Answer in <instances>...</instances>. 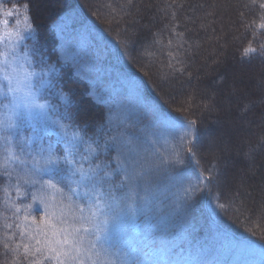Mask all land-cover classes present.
<instances>
[{
    "label": "trees",
    "instance_id": "trees-1",
    "mask_svg": "<svg viewBox=\"0 0 264 264\" xmlns=\"http://www.w3.org/2000/svg\"><path fill=\"white\" fill-rule=\"evenodd\" d=\"M217 1L220 0L211 5V0H157L155 4L146 0H100L99 6L91 7L85 0H71L56 6L41 28L32 14V0H3L6 11L18 6L15 20L20 21L19 28L26 27L25 39L16 45L17 51L22 50L21 55L28 54L24 63L31 64L37 73L42 69L46 73L39 102L48 105V115L19 129L13 137L17 151V142L23 138L33 148L36 143H50L60 155L65 135L71 137L75 133L82 138V142L78 140L81 153L87 155L92 142L93 147L99 145L98 155L90 158L95 164L116 156L113 147L105 151L106 143L131 138L141 157L152 164L149 191L139 192L140 197L148 195L152 199L150 210L138 212L134 217L123 214L116 218L110 213L109 223L99 233V239L96 234H85L86 242L91 240L95 244L93 252L100 253L101 264L262 262L264 225L253 223L255 216L246 206L244 209L237 206V213L234 212L229 196L217 185L218 161L201 154V126L205 122L201 99L196 97L188 104L176 102L175 96H164L157 84L159 75L177 84L187 80L188 89L197 86L204 79L197 80V66L210 59L215 63L209 71L218 72L219 56L227 53L228 41L219 17L209 16ZM232 1L238 7L232 30L237 40L228 45L232 57L235 60L237 56L242 64L258 61L264 67V28L260 26L264 24V0ZM145 3L150 4L144 11L146 17L160 14L154 26L138 32L143 37L138 46L144 53L142 64L129 56L123 41H130V20L143 12ZM26 16L30 17L27 22ZM26 24L31 25V30ZM150 41L157 44H149ZM195 44L199 46L194 48ZM1 46L3 52L12 49L7 42ZM189 122H194L191 134L185 135ZM4 149L0 141V264H30L33 259L42 258L25 257L22 247L19 251L14 249L21 241L22 230L35 232L44 227L41 221L44 206L32 199L39 185L28 187L21 182L18 196L15 172L10 179L2 175L8 167L3 159ZM10 165L9 169L17 167ZM88 166V161L83 162L85 169ZM49 175L44 174V179ZM115 179L122 177L118 175ZM79 191L82 196L84 189ZM64 194H68L67 189ZM46 196L59 200L61 193L48 189ZM73 199L85 204L80 197ZM140 203L138 199V206ZM16 206L21 209L19 213ZM84 214H89L87 209ZM104 218L101 216L99 220ZM6 224L12 227L6 228ZM42 264L51 262L43 260Z\"/></svg>",
    "mask_w": 264,
    "mask_h": 264
},
{
    "label": "snow or ice",
    "instance_id": "snow-or-ice-1",
    "mask_svg": "<svg viewBox=\"0 0 264 264\" xmlns=\"http://www.w3.org/2000/svg\"><path fill=\"white\" fill-rule=\"evenodd\" d=\"M17 8L18 6L14 5L6 11L3 0H0V44H3L6 38L12 40L14 37L15 44L25 39L18 30L20 21L15 20L18 14ZM29 19L30 17L26 16L25 22ZM26 26L31 30V25L26 24ZM260 26L264 28V24ZM21 51H17L15 45L10 52L0 51V81H2L0 109L4 110L6 117L0 120V141L5 147L4 161L17 165L16 168L11 169L5 167L2 175L10 179L15 172L17 177L15 188L18 196L21 193V182L28 187L39 185L37 192L32 193V199L39 200V203L44 206L45 214L41 217L44 227H38L35 232L28 229L22 230L21 241L16 243L14 250L19 251L22 247L25 257L42 258L33 259L30 264H42L43 260L50 261L51 264H101L100 253L93 252L95 244L91 240L86 242L85 234H96V239H99V233L105 230L109 223L107 217L110 213L115 214L116 218L123 214L134 217L138 212L150 210L152 199L148 195L140 197L139 192L141 189L145 193L149 191L152 164L147 158L141 157L139 149L133 144L131 138H123L111 145L106 143L105 151L113 147L117 153L116 156L111 161H100L95 164L91 163L90 158L98 155L99 145L93 147L92 144L95 142L90 143L87 148L88 154L85 155L81 153L78 143V140L82 142V138L77 137L75 133L71 137L65 135V145L60 155L50 143L47 145L42 142L36 143L33 148L23 138L17 142V151L13 146V137L17 135L19 129L37 117L48 115L45 111L48 105L38 102L41 98L39 97L40 88L46 83L42 77L46 73L43 69L41 73L29 71L21 63V60H28V54L21 55ZM248 51L254 52L255 49H246V52ZM34 78L37 81L35 84ZM21 93H23L22 96ZM53 123L61 128L65 127L58 121ZM193 124L194 122H189L185 135L191 134ZM113 140L116 141V138L114 137ZM187 151L192 153L191 148ZM29 155L31 159H28ZM85 161L89 162L87 169L83 167ZM164 162L161 161V163ZM176 163L180 161L177 160ZM46 173H51L48 179H44ZM118 175L122 179L116 180L115 177ZM73 184L77 187H72ZM80 188L84 189L82 196ZM48 189H55L61 193L60 199L48 198L46 196ZM65 189L68 190L67 195L64 194ZM74 196L80 197L85 204L74 200ZM138 199L141 201L139 206ZM13 205L15 206L14 202ZM86 209L88 215L84 214ZM20 210V207L16 206V213ZM101 216L105 218L99 220ZM25 219L28 217L26 216ZM33 222L35 223V217ZM5 227L11 228L12 225L6 224ZM4 246L8 247L7 244ZM103 264H111V262H103ZM136 264L141 262L137 261Z\"/></svg>",
    "mask_w": 264,
    "mask_h": 264
},
{
    "label": "rangeland",
    "instance_id": "rangeland-1",
    "mask_svg": "<svg viewBox=\"0 0 264 264\" xmlns=\"http://www.w3.org/2000/svg\"><path fill=\"white\" fill-rule=\"evenodd\" d=\"M68 1L71 0H32V14L35 21L41 28L44 27V23L52 10ZM85 1L93 7L98 5L100 0ZM156 1L146 0V3L155 4ZM215 2L211 0L210 4L213 5ZM217 2L215 9L212 8V13H209V16L219 17L223 34L226 35L228 41L227 53L219 56V65L221 66L217 69L218 72L209 71L215 63L214 59H210L207 62L202 61L197 66L199 71L197 80L203 77L204 79L201 80L202 84L191 85L192 89L190 87L188 89L187 83L189 82L187 80L177 84L167 82L163 76L159 75L157 84L163 90L164 96H175L176 102L188 104V102L194 101L196 97L201 99L200 107L202 115L205 116V122L201 126L199 143L202 150L201 154L205 158L218 161L217 185L229 196L231 208L234 206V212L237 213V206L240 209L248 207L251 210L250 214L253 213L255 216L253 223L264 225V67L258 61L242 64L238 61L237 56L235 60L233 59L229 43L237 40L233 37L232 30L235 26L234 20L238 7L232 0ZM146 3L143 5V12L138 13L135 18L130 20L132 23V28L128 33L130 41H123L129 56L139 59L140 61H138L142 64H145L141 61L144 53L140 52L141 49L138 46H141L143 37L138 32L154 26L159 20L160 14L159 12L157 14L152 13L146 17L144 11L150 7V4L146 5ZM129 4L131 5V3ZM123 8L125 9V7ZM91 15L93 17L98 16ZM117 17L119 16L117 15ZM189 21L192 22V19ZM25 29V26L18 27L22 35L25 34ZM7 31L6 29V37ZM6 42L10 47L18 45L15 44L14 37L12 40L6 38L3 44L5 45ZM138 42L140 43L136 45ZM151 43L157 44L155 41H150L149 44ZM145 44L147 45V43ZM198 46L199 44H195L194 48ZM21 63L29 71H34L31 64L27 65L24 60H21ZM33 83H36V78H34ZM20 95L22 96L23 93ZM5 118L4 110L1 109L0 120ZM39 118L46 119V116L36 119ZM260 135H263V139ZM7 164L10 168L11 165ZM251 206L253 209L250 208ZM260 264H264V257Z\"/></svg>",
    "mask_w": 264,
    "mask_h": 264
}]
</instances>
